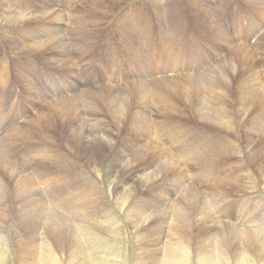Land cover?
Instances as JSON below:
<instances>
[{
  "label": "rangeland",
  "instance_id": "374dc122",
  "mask_svg": "<svg viewBox=\"0 0 264 264\" xmlns=\"http://www.w3.org/2000/svg\"><path fill=\"white\" fill-rule=\"evenodd\" d=\"M41 1L47 0H0L7 8L18 13H33L40 10ZM49 1H52L59 9L67 10L70 14L80 9L90 8L91 3L95 2V0ZM126 1L115 6L114 13L108 14L109 17L105 15L102 18V24L93 27L92 30L90 29V33L78 31L77 27H72L70 20L64 24L58 23L55 26L56 29L55 27H48L51 30L59 31L58 26L61 27L62 25L63 31L61 30L62 32L59 33L65 37L67 43L66 48L68 47V55L73 67L71 70H66L64 66H62L63 69L53 66L43 57L44 55L49 57L50 54L47 53L34 54L35 57L30 59L31 63L23 55L26 61L19 62V57L11 48L1 42L2 30H0V83L2 81L3 84L5 80L8 82L7 77L10 75L12 82L18 85L17 91L11 81L6 84L5 88L0 86V137L3 138V142L12 141L11 139L15 138L14 142L22 141L23 136H25L23 130L26 120L30 117L34 118L41 108L49 105L56 98L72 97L82 93V91H86L84 93L97 91L105 95L108 94L107 86L108 82L111 81L116 83L113 91L116 88V90H123L124 84L132 78L126 76L123 70H112L110 66L102 65L103 58L101 56L107 58L112 48L117 50L122 48L117 43L118 36L123 28V23L131 19H138L147 28L145 35L158 34L162 40L156 42L159 49L163 50L159 53L152 52L153 46H145L144 55L151 52L150 58L145 63L143 76H135L137 80H147L153 89L163 91L164 83L160 81L182 78L188 74L200 75V78H204L208 73V68L220 62L231 52L234 54L233 48L239 43L249 45L257 60L245 75L241 70L244 67H239L237 70L238 77L235 81L241 80L242 76H244L243 79L248 78L252 71L264 83V11L260 6L248 0H208V5L203 13L202 7L189 5V0H171L170 3L165 2L167 0ZM235 3L238 8L236 13L240 16L237 18L236 29H229L227 20L223 15L233 12L231 8ZM121 16H125V21H119ZM168 18L182 26L180 30L178 29L179 33L174 32V37L178 35L180 43H184L185 38H190V46L181 52L174 51L169 54L164 50L165 34L172 32L169 28L167 29L165 23ZM244 19H248V24L251 23L256 32L257 37L253 43L249 35L250 27L245 28L241 37L239 35L238 26L244 27ZM210 25L215 27L211 28ZM259 27L260 30L257 31ZM217 29L220 31L219 34L216 33ZM8 31L10 32L5 33L13 34L12 37L21 41L13 30ZM50 32L57 35L55 31ZM216 35L218 36L216 37ZM113 36L117 39L116 42L111 41ZM87 38L92 39L91 47ZM144 42L145 39L141 41L139 46L141 47ZM180 43L177 46L182 50L184 46ZM136 46L138 43L136 45L134 40V44L130 46L132 51L135 50ZM90 60L91 63H89ZM175 64L178 67L171 70ZM31 66L37 67L36 74L54 75L55 71L59 72L61 76L58 81L62 79V75L69 74L72 79L77 80L79 85L70 90L63 89L62 95L55 97V93L50 92L51 88L44 89V87L35 84V73ZM159 70H164V72L158 73ZM29 82H34L36 91L32 94L34 96L36 94L37 98L30 97L27 91ZM235 87L236 84H233L232 95L236 90ZM259 87L258 84L255 86V90L252 92L255 99L252 101H242L234 96L233 101H227L228 109L231 112L229 118L234 120L231 123L236 129L234 131L220 128L200 119L197 114H193L190 109L191 103H196L199 106L202 101L200 98L197 99L196 95L180 100L178 103L176 100L177 106L182 109L177 114L166 112L153 102L136 104L137 107L134 110H143L142 115L145 114L142 120V133L136 131L133 126L134 110L120 126L107 113L109 110L106 111L107 107L104 106L107 104L106 102H104L101 112H90L89 108L82 107L80 113L86 118L85 120L100 129L101 134L106 139H110L111 146L103 144L106 143L105 140V142L102 141L99 148L97 146L96 148L89 147V150L85 151L84 148L78 147L75 151H70L63 141V133L67 130L70 131L69 127L63 129L43 128L44 135L50 134L46 137L48 139L45 141L47 146H52L54 153H61L64 161H59L56 158L58 163H50V169H44L45 165L39 164L34 158L29 159L30 163L25 167L22 158L11 156L10 168L18 167L17 175L9 174V177L7 173L0 170V186L5 187L3 193H0V249L3 248L4 251L5 246L7 251L4 253L6 255L4 261H7V264H14L15 252L20 243L29 245L36 239H38L36 243L41 242L38 236L33 238L31 233L34 231L35 235L40 233L39 231L44 225L40 221L46 214L48 219L54 218L53 221L62 225L61 231L70 230L75 233L78 241H80L82 255L86 256L91 264L92 262L94 264H136L137 262L142 263L145 256L148 257L153 254L160 256L164 254L163 243L167 240L165 232L170 230L172 220L171 217L165 215V211L170 212L182 207V209L190 210V203H186L184 195L181 194L184 188L190 185L191 197L193 194L198 198L200 197L198 212L201 211L203 214L206 205L210 213L213 214L211 216L214 221L216 220L215 223L223 225L220 227L207 220L206 217L197 215V220L193 219L190 226V251L193 253L200 249L208 253L211 251L215 254V259L222 260L227 256L228 259H231L232 264H237L236 254L242 249H247V244L243 237L232 235L233 231H230V226L234 225L238 229L260 230L264 240V91ZM105 99H108V95L105 96ZM204 100L203 102H207ZM223 106L225 105L222 102L213 100L210 103V115L220 116ZM171 113L172 115H170ZM36 130L38 131V127ZM15 132H17L15 138L11 137V134ZM149 137L155 140L160 139L158 141L164 145L169 154L174 158L176 156V160L179 158L180 161H177L182 163L180 164L183 165V170L177 169L168 175L161 174L154 181H147L148 183L141 182V177L154 171L159 162L147 153L146 141ZM189 151L192 159L188 158ZM241 153H244L243 156ZM130 156L135 159L142 158L134 165L127 166L126 161ZM185 159L188 160L187 163ZM240 162L242 163L240 164ZM28 175L33 179V181L31 180L33 190L28 189V192H24L25 186L22 179L26 180ZM116 195L126 197L125 201H127L124 207L118 202L116 203ZM76 203L83 208L85 207L88 212H96L100 216L79 214L74 209ZM42 210L44 212L46 210V212L43 213ZM198 212L195 211L196 214ZM189 213L191 212L189 211ZM148 214L150 218L147 221H143L142 224L138 223L139 230L132 228L133 221L131 218L140 216L143 218ZM171 214L173 218V213ZM92 217L91 220L95 222L90 224L95 230H90L88 228L89 223L84 220ZM43 220L45 219L43 218ZM225 232L236 238L225 248L227 253L222 258V256L219 257L220 254H216L220 242V239L217 238H220V235L224 236ZM20 234H23V237ZM240 234L242 233L240 232ZM162 235L164 236L161 237ZM52 238H49L51 243L57 247L55 239ZM77 247L79 248L78 243ZM65 251L67 252V250ZM187 251H189L188 248ZM248 251L251 253L252 261L248 259L245 264H256L257 262L253 261L255 260L253 259L254 251L250 249ZM150 252L152 253L150 254ZM195 257H197L196 254Z\"/></svg>",
  "mask_w": 264,
  "mask_h": 264
},
{
  "label": "bare ground",
  "instance_id": "6f19581e",
  "mask_svg": "<svg viewBox=\"0 0 264 264\" xmlns=\"http://www.w3.org/2000/svg\"><path fill=\"white\" fill-rule=\"evenodd\" d=\"M123 1H126V0H102V1L95 0V2L93 1L91 3L90 8L87 7L84 10L80 9L73 14L72 13L70 14V12H67V10L66 11L61 10L62 8L59 9L55 4H53L52 1L50 2L49 0H47L45 2L41 1L42 2L41 3V9L38 11H35L33 13L32 12H30V13L14 12L0 2V30H2V38H1L2 41L1 42L3 43V45L11 48V50L15 53V55L19 57L18 58L19 62L20 61H23V62L26 61V59H24L25 57L28 58V60H30V59L32 60V58L35 57L34 54L47 53V54H50L49 57L46 55H44L43 57H45L44 59L46 61L50 62L53 66H56L59 69H63L62 66H64L66 68V70H71L73 67H72L71 59L68 55V47L66 48L67 43L65 41V37L63 35H61V33H59V32L63 31L62 25H61V27L58 26L59 31L51 30L48 27H55V26H57L58 23L64 24V23L68 22V20H70L72 27L73 26L77 27L78 31H84V32L87 31L88 33H90V29L92 30L93 27L101 25L103 22L102 18L105 15L108 16V14H110V15H111V13L113 14L115 6L121 4ZM156 1H158V0H156ZM170 1L171 0H167L165 2L170 3ZM248 1H250L251 3H253L255 5L260 6L264 11V0H248ZM189 5L194 6V7H199V6L202 7V9H203L202 12L204 13L205 9L208 5V0H189ZM89 9H91L92 11H90ZM126 12H128V11H126ZM121 17L122 18L119 21L120 22L125 21V19H124L125 16H121ZM119 18H120V16L118 17V19ZM126 19H128V18H126ZM116 21H118V20H116ZM165 23L167 24V29L169 28V30L172 32L165 34V37H164L165 42L163 44L164 50L165 51L170 50V49H174L176 51L180 50L177 46L179 43L174 44V43H171L170 40H174V32L179 33V30L181 29L182 26L178 23L173 22V19H170V18H168V21L166 20ZM210 27L214 28L215 26L213 27V25H210ZM55 29H56V27H55ZM8 30H13L15 32V34L18 35V38H20L21 41H19L16 37H12L13 34H11V35L8 34L10 32ZM20 31H21V33H20ZM50 31H55L57 33V35L51 34ZM145 31H146V28L143 26V24H141V22H139L138 19L127 20L123 23V28L120 31V34L118 36L119 40L117 41V43H118V45H120L124 48H127V47L131 48L130 47L131 44H134V40H136L137 38H139V40H143V39H145V41L148 40V38H147L148 35L147 36L144 35ZM5 32H8V33H5ZM219 32H220L219 29H217L216 33L219 34ZM217 36L218 35H216V37ZM87 40L89 42L88 43L89 46L91 47L93 44L92 39L87 38ZM116 40L117 39H115L114 36L111 39L112 42H116ZM127 41H128V43H127ZM221 41H222V39H221ZM5 43H7V44H5ZM124 43H126V44H124ZM116 48H118V47H116ZM137 48H138V50H141L138 46H137ZM251 50H253V49L251 47H249V45H247L245 43H239L233 48L234 54L231 52L230 55H227L225 58L220 60V62H218L214 66L212 65L213 67L211 66L212 67V68L210 67L211 69L208 68L209 69L208 73H206L204 78H200L201 77L200 75L199 76H193V75L188 74V75H185L184 77L181 76L182 78L168 79L165 81L162 80L160 82L164 83L163 91L156 89V88L153 89L147 83V80L146 81H142L141 79L137 80V79H135V76H133L132 79L130 78L131 80H129V82L127 81L124 84L125 86H124L123 90H119V89L116 90L117 89L116 88L113 91V87L116 83H114L115 81L114 82L111 81V82H108L109 83L107 86L108 94H105V95H104V93L101 94L102 92H97V91H93V92L88 91L87 93H84L86 91H84V92L82 91V93L75 94L76 96L74 95L72 97L56 98V100L52 101L49 105L41 108L36 113L34 118L30 117V119L26 120V124H25L24 130H23L24 131L23 134H25V136H23L24 138L22 139V141L14 142V140L16 139L15 136H16L17 132L11 134V137H13L15 139H11L12 141H9V142H3V138L0 137V170L2 172L7 173L8 176H9V174L12 176L17 175L18 167H15L13 169L10 168V163H12V161H10V159L12 158L11 156H13L14 158H22V161H23L25 167L30 163L29 159L34 158L35 160H37L39 162V164L43 163L45 165L44 169H50L49 168L50 163L51 164L58 163L56 161V158H58L59 161H64L61 153L57 152L58 154H56V152L54 153V151H52V149H53L52 146H49V145L47 146L45 141L48 140L46 137H48L50 134L47 133L44 135L43 128L44 129H56V128L63 129L64 127H69L70 131L67 130V131H64V133H63V141L66 144L65 146H67L68 149H70V151H75L78 147L84 148L85 151L89 150V147H95L96 148V146H97L99 148L100 145L102 144V141L105 142V140H106V143H103V144H107V146H111L112 143H111L110 139H106L104 137V135L101 134L102 132L100 131V129H98L95 125L89 124L85 120L86 118H84L83 115L80 113V110L82 107H84L86 109L89 108L90 112H92V111L93 112H98V111L101 112L104 102L107 103L106 105L104 104V106L107 107L106 111L109 110L107 112L109 114V116L113 119V121L117 125L121 126L122 123L126 121L127 117L132 112V110H134V108L137 107L136 104H138L139 102L140 103H142V102L152 103L153 102V103L158 105L157 107L165 110L166 112L169 111V112H172L173 114L174 113L177 114V112H179V110L182 111V109H180V107L177 106L178 101L183 100V99H188V98H191V96L196 95L197 99L200 98V99H202V101L200 103L201 105H199V106L196 105V103H191L190 109L193 112V114L194 113L197 114L200 119L208 121L214 125H217L220 128H224L228 131H234L236 129H235V127H233L231 125V123H233L234 120L229 118L231 112L228 109L229 104L227 101H233V96L236 97L237 99L242 100V101L254 100L255 98H254L252 92L255 90V86L257 84L260 85L261 89L264 91V83L261 82L259 79L260 77L258 78L257 77L258 75H256V73H253L252 71H251L252 74L249 75L248 78L245 77L243 79L244 76H242L241 80L238 78L239 80L235 81V79L238 77L237 76V70L239 67H244V68H241V70L244 73L243 75H245L246 72L251 70L252 65L253 64L255 65V62L257 60L255 58H257V57L254 56L255 54L253 55L254 52H252ZM128 52L131 53V51L126 50V54L124 55L125 57L127 56ZM137 53L140 54L139 52H137ZM85 54H87V53H85ZM31 60L29 61L30 63H31ZM127 60L131 61V60H133V58L128 56ZM176 67H178L177 64L173 65L171 70L175 69ZM171 70H169V71H171ZM32 71L35 72L34 68H32ZM157 72L162 73V72H164V70H159ZM109 80H111V79H109ZM205 81H207V82L205 83ZM160 82H158V83H160ZM233 84H236V87H235L236 90L234 92V95H232V92H231ZM155 85H156V82H155ZM27 91L30 94V97L34 96L32 94V93H34V91H36V87L34 86V82L28 83ZM103 95H104V97H103ZM106 95H108V99H105ZM34 97L37 98L36 94ZM102 97H103V100H102ZM179 98H182V99H179ZM204 98H206L207 102H203ZM176 100H177V103H176ZM206 100H204V101H206ZM213 100L214 101L217 100L219 102H222V104L225 105V106L221 107L222 110L220 112V116H218V117H214V116L210 115V112H211L210 103ZM99 104H101L102 106H100ZM142 111L138 110V109L136 111L135 110L133 111V112H135L134 117H133V126L135 127V130L140 132V133L143 132L142 120H143V117H145V114L142 115ZM165 111H164V113H165ZM172 113L170 115H172ZM168 116H169V114H168ZM145 122H147V121H145ZM150 126H152V125H150ZM169 126H170V124H169ZM36 127H38V131L36 130ZM148 130H147V132H148ZM60 133H61V131H60ZM138 135H140V134L138 133ZM222 137H224V136H222ZM149 138L146 141L147 148H148L147 153H148V155L152 156L153 158H156L159 162L155 166L156 169L154 171L150 172L149 174H147L144 177H141V180H140L141 182L154 181L155 179L159 178L161 176V174H165V175L167 174L168 175L170 172H173L177 169L183 170V167H182L183 165H181L182 163L180 162L181 163L180 164L178 162V161H180V160H178L179 158L177 159L178 160L177 161L175 159L176 156L174 158V156L170 155L169 152L167 151V149L164 147V145L158 141L160 139L155 140L154 138L153 139L151 137H149ZM49 140H51V139L49 138ZM175 145H177V144H175ZM56 151H58V150H56ZM243 154H242V156H243ZM143 155H144V153H143ZM185 156H186V154H185ZM188 156H189L188 157L189 159H192L190 157V151H189ZM141 158L142 157H140L139 159H141ZM139 159H135V158L130 156V158L126 161V164H127V166L128 165L132 166L136 162H138ZM145 159H146V157H145ZM187 159H185L186 163L188 161ZM242 162H243V160H242ZM242 162H240V164ZM33 166H34V164H33ZM46 171H48V170H46ZM46 173H48V172H46ZM27 177L28 178H26V180L22 179V182L25 186V189L23 188L24 192H28V189L31 191L33 190L32 189L33 188L32 187L33 186V184H32L33 179L31 178L30 175H28ZM20 179H21V177H20ZM190 182L191 181H189V183ZM186 184H188V183H186ZM183 187H184V185H183ZM3 189H5V187L0 186V193L1 192L3 193ZM181 194L184 195L186 203H190V207H189L190 210L182 209L183 208L182 207V208H177L176 210H173V211L171 210L170 212L165 211V215L167 217H171L172 220L170 222V225H171L169 228L170 230L165 232V237H167V240H165V243H163L164 245L162 244L164 247V248L162 247L164 249V254H161L160 256L159 255L157 256L154 254L151 256H148V257L145 256L146 258L144 257L145 260L143 258L142 263H140V262H137V263L134 262V263H136V264H232L231 259H228L226 256V253H227L226 250L227 249H225V248H227L231 244V242L236 237H238V235H239V236L243 237V239H245V243L247 244V249H244V250L242 249L241 251H239L236 254L237 264H245V262L247 263L248 259H249V261L250 260L252 261V258L250 257L251 253H249L248 249L254 251L253 253L255 255H254L253 259H255V260H253V261L257 262L256 264H264V240L262 238L263 234H260L261 231L257 230V229L256 230L238 229L234 225L230 226L229 229H230V231H233L232 235H235V236L237 235L236 237L230 236L225 232L224 236L220 235V238L219 237L217 238V239H220V242L218 245V250L216 251L217 253L216 252L215 253L220 254L219 257L220 256H222V258H223V256H226V257H224L222 260L215 259V254H213L211 251H209V253H208V252L202 251L201 249L195 250L194 253L197 256V257H195V254L190 251V237L189 236L191 233L190 232V226L192 224L191 221L193 219L197 220V215H200V217H204V218L206 217V219L213 222V224L215 223L216 220L214 221V219H212L211 215H213V214L210 213L209 208L206 205L203 209L204 210L203 214L201 211L198 212V210L200 209V206H199L200 197L198 198L197 196H195V194H193L191 197L190 185H187ZM89 198H90V196H89ZM125 199H126L125 196L120 195V196H117L115 201H116V203L118 202L119 204L122 205V207H124L125 203L127 201V200L125 201ZM4 200H5V198H4ZM211 201H213V200H211ZM69 203L72 204V202H69ZM74 209L77 212H79V214H82L85 216H91V215H93V217L100 216L96 212L95 213L88 212L85 209V207L83 208L82 206H79L77 203H76V207H74ZM210 209L212 210L211 206H210ZM138 210H139V208H138ZM189 211L191 213H189ZM195 211L198 213L196 214ZM42 212L45 213L46 210H45V212H44V210H42ZM193 212H194V214L192 215ZM72 213H73V211H72ZM129 213H130V211H129ZM171 213H173V216H174L173 218H172ZM46 215H45V217H46ZM141 216H142V214H141ZM45 217H43L45 220H43V218H42L40 221L41 223L44 224L43 227L41 228V230L39 231L40 233L36 234V235L34 234L35 231L33 233H31V234H33L32 235L33 238H35V236H38L40 238L41 242L36 243V240H38V239H36V240H33L32 244H29V245L25 244V243H20L18 245L17 251L15 252L16 255H15V259H14V264H91L89 259H87L86 256L82 255V251H81L80 244H79L80 241H78L75 233H73L70 230H68L66 232L61 231L62 225H59V223L57 221H53L54 218L48 219V216L46 218ZM93 217L84 219L86 223H89L88 228L90 230H92V229L95 230L93 225L90 224L91 222H95V221L91 220V219H93ZM132 217H134V216H132ZM140 217L131 218V220L133 221L132 222V228H134L136 230L138 228H140L138 223L142 224L143 221H147L150 218V215L148 214L146 217L144 216L143 218H140ZM222 221H224V220H222ZM40 222L38 221V223H40ZM38 223H37V225H38ZM97 224H99V223H97ZM215 224L219 225L220 227L223 226V225H220L221 223L216 222ZM240 232L242 234H240ZM20 235H21V237H23L22 236L23 234H20ZM163 236L164 235H162L161 237H163ZM29 238H31V237L29 236ZM49 238L55 239L57 247L51 243V239H49ZM2 239H3V237H2ZM159 241H162V240H159ZM77 243H78L79 248L77 247ZM3 245H4V243H3ZM155 245H156V243H155ZM186 247L189 249V251H187ZM4 248H5L4 251L2 250L3 248L0 249V264H7V261L6 262L4 261V260H6L5 259L6 255L4 253L5 252L7 253V251H6L5 246H4ZM155 248H157V247H155ZM39 249H40V251H39ZM65 250H67V252ZM60 251H61V253H60ZM155 251H156V249H155ZM151 253L152 252H150V254ZM182 253H184V254H182ZM145 255H147V254H145ZM185 257H188V258L186 259ZM106 262H107V260H106ZM11 264H13V263H11ZM92 264H94V262H92Z\"/></svg>",
  "mask_w": 264,
  "mask_h": 264
}]
</instances>
